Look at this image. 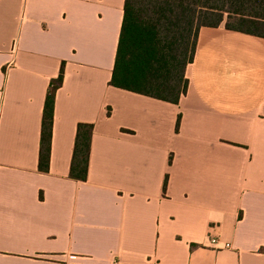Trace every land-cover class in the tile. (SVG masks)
Returning <instances> with one entry per match:
<instances>
[{
  "label": "crops",
  "instance_id": "0c3cea01",
  "mask_svg": "<svg viewBox=\"0 0 264 264\" xmlns=\"http://www.w3.org/2000/svg\"><path fill=\"white\" fill-rule=\"evenodd\" d=\"M123 1L0 0V264H264V37L202 25L170 102L109 83Z\"/></svg>",
  "mask_w": 264,
  "mask_h": 264
},
{
  "label": "trees",
  "instance_id": "16d2710c",
  "mask_svg": "<svg viewBox=\"0 0 264 264\" xmlns=\"http://www.w3.org/2000/svg\"><path fill=\"white\" fill-rule=\"evenodd\" d=\"M240 30L264 37V0H124L109 83L178 102L187 91L185 69L195 54L202 25ZM63 67L49 82L44 100L39 168L48 169L55 91ZM180 114L177 115L178 126ZM92 122L77 123L70 175L86 179ZM166 177L164 180V187Z\"/></svg>",
  "mask_w": 264,
  "mask_h": 264
},
{
  "label": "built area",
  "instance_id": "2783aa9c",
  "mask_svg": "<svg viewBox=\"0 0 264 264\" xmlns=\"http://www.w3.org/2000/svg\"><path fill=\"white\" fill-rule=\"evenodd\" d=\"M215 240H216L215 236H212L211 241H215ZM111 264H117V261L116 260H113L111 262Z\"/></svg>",
  "mask_w": 264,
  "mask_h": 264
}]
</instances>
